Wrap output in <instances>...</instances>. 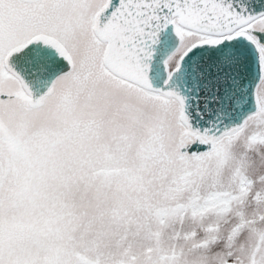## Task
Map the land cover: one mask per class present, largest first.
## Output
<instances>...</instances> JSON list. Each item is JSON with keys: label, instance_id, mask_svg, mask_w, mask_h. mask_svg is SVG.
Listing matches in <instances>:
<instances>
[{"label": "snow or ice", "instance_id": "1", "mask_svg": "<svg viewBox=\"0 0 264 264\" xmlns=\"http://www.w3.org/2000/svg\"><path fill=\"white\" fill-rule=\"evenodd\" d=\"M0 264H264V0H0Z\"/></svg>", "mask_w": 264, "mask_h": 264}, {"label": "clouds", "instance_id": "2", "mask_svg": "<svg viewBox=\"0 0 264 264\" xmlns=\"http://www.w3.org/2000/svg\"><path fill=\"white\" fill-rule=\"evenodd\" d=\"M245 242H248V241H247V238H246V241H245Z\"/></svg>", "mask_w": 264, "mask_h": 264}]
</instances>
